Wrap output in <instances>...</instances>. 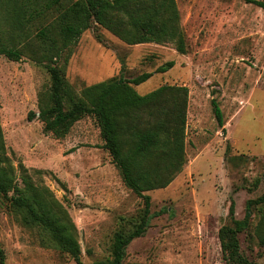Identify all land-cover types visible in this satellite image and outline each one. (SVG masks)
Wrapping results in <instances>:
<instances>
[{"label": "rangeland", "instance_id": "374dc122", "mask_svg": "<svg viewBox=\"0 0 264 264\" xmlns=\"http://www.w3.org/2000/svg\"><path fill=\"white\" fill-rule=\"evenodd\" d=\"M187 53L174 44L128 45L105 30L83 34L66 67L76 92L123 74L155 73L136 87L149 94L163 85L189 89L183 171L151 197L150 226L127 249L124 264H226L221 228L232 203L243 219L246 202L264 194V9L245 0H176ZM264 1V0H263ZM101 35L104 43L97 39ZM51 77L45 66L0 56V129L21 183L27 173L48 189L78 230L82 264L112 256L113 239L142 214L143 199L128 189L103 148L93 117L77 122L64 139L44 132L39 95ZM224 114L215 118L212 100ZM225 130V131H224ZM27 171V172H25ZM242 251L264 264V246L250 233ZM0 247L6 264H76L26 228L0 196Z\"/></svg>", "mask_w": 264, "mask_h": 264}, {"label": "trees", "instance_id": "16d2710c", "mask_svg": "<svg viewBox=\"0 0 264 264\" xmlns=\"http://www.w3.org/2000/svg\"><path fill=\"white\" fill-rule=\"evenodd\" d=\"M245 1L264 9L263 0ZM91 29L105 30L131 46L169 43L180 54L187 53L176 0H0V56L14 62L27 58L45 66L51 77L49 88L39 95V112L29 118L37 117L44 132L57 139L66 138L85 117L95 118L111 163L125 186L144 201L140 218L131 229L116 232L112 256L102 262L124 264L130 244L150 226L151 197L145 193L166 189L187 163L189 89L163 85L146 95L136 90L155 73H167L175 66L168 62L155 73L133 79L120 74L76 92L66 78V67L81 37ZM97 39L104 43L101 35ZM212 106L224 128V114L215 99ZM0 196L26 228L40 234L44 247L56 248L82 264L75 224L46 187L35 185L27 173L18 181L1 129ZM235 214L232 203L230 222L219 235L226 264H257L242 251L240 236L250 233L264 246V194L246 202L243 219ZM0 264H6L1 247Z\"/></svg>", "mask_w": 264, "mask_h": 264}]
</instances>
